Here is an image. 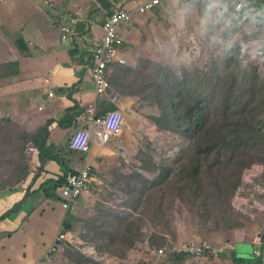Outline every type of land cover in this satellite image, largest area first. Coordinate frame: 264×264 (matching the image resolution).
<instances>
[{
    "label": "rangeland",
    "instance_id": "rangeland-1",
    "mask_svg": "<svg viewBox=\"0 0 264 264\" xmlns=\"http://www.w3.org/2000/svg\"><path fill=\"white\" fill-rule=\"evenodd\" d=\"M176 15V24H182L184 15ZM236 31L216 24L205 41L188 38L178 28L177 54L156 67L157 87L134 91L122 79L127 90L144 99L138 116L129 114L127 122L124 113L122 132L129 138L116 168L125 164L126 171L93 174L91 203H79L86 208L71 221L76 236L46 264H183L186 259L190 264H242L241 258H254L256 235L264 228V78L243 52L242 41L234 42ZM197 99L209 109V118L198 110L186 116ZM15 125L6 124L0 132V195L10 188L7 180L21 157L18 132L25 131ZM221 135L227 140L221 141ZM7 141L16 147L7 148ZM252 233L254 244H237L241 258H227L235 242ZM192 236L212 249L179 260L174 255L160 259L152 249Z\"/></svg>",
    "mask_w": 264,
    "mask_h": 264
},
{
    "label": "crops",
    "instance_id": "crops-1",
    "mask_svg": "<svg viewBox=\"0 0 264 264\" xmlns=\"http://www.w3.org/2000/svg\"><path fill=\"white\" fill-rule=\"evenodd\" d=\"M144 1L0 0V120L8 118L30 135L38 134L48 121H62L63 124L60 127L56 123L51 127L48 145L56 146L55 151L64 159V171L49 161L44 166L47 174L38 183L56 176L59 178L67 171L68 178L72 173L88 168L95 178L107 174L113 176L120 169L126 171L125 164L119 163L117 168L116 164L117 158L123 155L128 134L121 131L106 146L94 142L91 153L84 156L70 149L72 138L77 132L92 128L90 110H96L98 118L119 111L124 121V113L132 117L133 113L139 115L144 99L134 91L137 87H157L156 67L171 63V55L177 54L178 28L186 30L188 38L205 37V41L209 40L208 33L213 24L202 26L197 18L199 10L197 15L183 14L191 0H170L152 12L140 14L137 8ZM232 2L239 9L230 26L237 30L233 35L234 42L242 41L243 52L256 62V71L264 78V0ZM120 8H126L133 14L130 22H123L119 27L124 45L118 55L127 63H116L110 67L111 90L107 96L97 99L92 78L93 52L103 36L104 21ZM64 14L70 15L72 20L62 18ZM176 14L185 17L180 25L176 24ZM64 26L72 30L66 39L63 38ZM124 78L134 85V91L125 88ZM30 156L28 181L21 190L16 187L0 195V218L24 199L33 176L42 169L38 162L39 154L32 147ZM92 189L82 197L83 201L76 202L73 208L76 213L86 208L79 207V203H91ZM28 203L26 209L0 220V264L46 261L48 255L45 254L57 242L59 232L64 230L68 218L61 202L37 197ZM71 221L75 223L70 219V229L64 232L67 238L71 236L72 239L76 232ZM262 230L261 233L264 228ZM255 235L247 234L244 241H236L232 253H225L232 255L227 258H241L236 253L237 244H254ZM254 246L258 251L263 249L259 245ZM258 258L264 264L263 257L256 255L253 259L241 258L243 262L239 263L256 264ZM185 263L190 264V261L186 259Z\"/></svg>",
    "mask_w": 264,
    "mask_h": 264
},
{
    "label": "built area",
    "instance_id": "built-area-1",
    "mask_svg": "<svg viewBox=\"0 0 264 264\" xmlns=\"http://www.w3.org/2000/svg\"><path fill=\"white\" fill-rule=\"evenodd\" d=\"M168 1L170 0H145L138 6L137 11L140 14L152 12ZM62 18L72 20V17L68 14H64ZM132 19L133 14L131 12L126 8H120L112 12L103 23V36L93 52L92 78L97 99L107 96L108 90L111 89L110 81L107 78V72L110 67L116 63H127L125 58H121L118 55L124 45L119 27L123 22H130ZM63 32V38H68L72 34L71 27L64 26ZM90 113L92 114V118L89 121L93 126L90 130H81L74 135L70 142V149L73 152L88 155L92 151L94 142H98L101 146L110 145L122 131L124 116L121 112L113 111L99 118L96 117V110H90ZM92 182L93 174L90 168L70 175L61 192V197L64 199V209L68 210L82 195L91 192ZM64 238L65 235L60 232L57 240L59 241ZM56 244L57 242L48 250L47 255L57 249ZM255 244L263 248L261 251H255V255L257 257L262 256L264 260V232L257 235ZM211 249L212 247L207 242L191 241L174 244L170 248H160L155 255L161 258L166 251H171L177 255L195 256L202 255ZM36 264H44V261L42 259L38 260Z\"/></svg>",
    "mask_w": 264,
    "mask_h": 264
},
{
    "label": "trees",
    "instance_id": "trees-1",
    "mask_svg": "<svg viewBox=\"0 0 264 264\" xmlns=\"http://www.w3.org/2000/svg\"><path fill=\"white\" fill-rule=\"evenodd\" d=\"M107 78L111 84V79H110L108 72H107ZM254 79L255 80L259 79L257 73H256V77H254ZM110 90H108V92H110ZM167 97L169 99V102L171 103V108L173 106L172 110L174 111V113L178 114L179 113L178 109L176 107H174V105H173V99L175 98V95H173L169 92V93H167ZM226 105H228L227 102H226ZM203 107H204L203 101L201 99H197L194 102L193 106L190 107L191 109L186 111V116L191 117L196 112V110H198L200 112V114H202L204 116L205 119L209 118L210 117L209 109L207 108V110H205V109H203ZM204 113H206V115H204ZM200 114L198 113L197 121H199V119H200V116H201ZM56 123L60 127L63 125L62 121L57 122L55 120H52V121H48L47 125L36 135H30V134H27L26 132H18V137L22 141V144L18 147V151L20 152L21 157H20V159H18V163H16V165H15L13 175H11L10 179L7 180V185L10 186V188L3 191V193L11 192L16 187H17V189L19 188L21 190V187H22L21 183H23V182L26 183L28 181V179L31 175V166H30V162L32 161L31 156H30L31 147H32V150L35 149L37 151V153L39 154V161L38 162L42 166V169L40 168L38 173L35 176H33L32 183L25 190L24 197H23L24 199L21 202H19L10 212H8L6 215L2 216L0 218V220L4 219L6 217H9L10 215H12L14 213L17 214L21 210L26 209L28 204H29L28 202H29V200H31V198L34 199V198L39 197V198H44L46 200H51L54 202L59 201V202H61V204L63 206L64 199L61 197V192H62L63 186L67 182V179H68L67 175H68L69 171L63 173L64 175L60 176L59 178H58V176H56L55 179H50V180H47L45 182H43L44 181L43 180V181H40V183H38L39 179H41L44 174H47V171L44 170V166L49 161L55 162L62 169V171H64V169H63L65 166L64 159L58 153V151H55L56 146L48 145V138L50 135V129ZM6 124H15V123L8 118L0 120V132L3 130V128L5 127ZM16 127L20 128L19 125ZM20 129L22 131V128H20ZM193 131H194V133L197 134V137H198L199 134H198V130L196 127L193 129ZM219 139L221 141L227 140V138L223 137L222 135H221V137H219ZM0 141H1V137H0ZM5 144H6L7 148L12 147V149H13L16 147L15 143H12L9 141H7ZM28 162H29V165H28ZM74 174L75 173H72V175H74ZM18 184H20V185L18 186ZM75 204L71 205L68 210L65 209L67 211L68 220L66 219L64 230L69 229V226H70L69 220L73 219L76 216V212L73 209ZM63 234L66 236V238L64 240L58 242L56 251L50 253L48 258H50L53 254L60 251L64 241H66V242L71 241V236H68V238H67L66 233H63ZM108 235L110 236L112 243L117 241V238L113 237L112 234L109 233ZM131 243H132L131 246H134V243H135L134 237L131 238ZM173 245H174V243H172L170 241V242L165 244V247L170 248ZM152 249L153 250L155 249L154 254H156L157 250L160 248H152ZM171 255L176 256V260H179V258L181 259V258H187L188 257L186 255H177L176 253L174 254L171 251H166L165 254L163 255V258L169 257ZM180 256H182V257H180ZM237 259H239V258H237ZM241 260L243 262V259H241ZM90 261H94V260L91 259ZM149 262L152 263L151 260H149ZM261 263H262L261 259L258 258L256 260V264H261ZM44 264H46V261H44Z\"/></svg>",
    "mask_w": 264,
    "mask_h": 264
},
{
    "label": "clouds",
    "instance_id": "clouds-1",
    "mask_svg": "<svg viewBox=\"0 0 264 264\" xmlns=\"http://www.w3.org/2000/svg\"><path fill=\"white\" fill-rule=\"evenodd\" d=\"M198 10L199 15L197 18L200 19L202 26H206L207 24L211 23L213 25L223 24L225 27H230L231 22L235 18V14L239 9L234 7L232 0H199V3H197V0H191V2L188 3L184 8L183 14L185 16L197 15ZM60 232L65 233L63 229ZM62 240H57V244ZM191 241L202 243L203 240L199 238H191L187 242ZM45 255H47V253Z\"/></svg>",
    "mask_w": 264,
    "mask_h": 264
}]
</instances>
